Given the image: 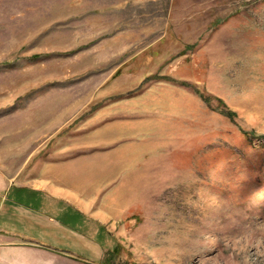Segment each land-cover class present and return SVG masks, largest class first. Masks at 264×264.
I'll list each match as a JSON object with an SVG mask.
<instances>
[{"label":"rangeland","instance_id":"obj_1","mask_svg":"<svg viewBox=\"0 0 264 264\" xmlns=\"http://www.w3.org/2000/svg\"><path fill=\"white\" fill-rule=\"evenodd\" d=\"M0 264H264V0H0Z\"/></svg>","mask_w":264,"mask_h":264},{"label":"crops","instance_id":"obj_2","mask_svg":"<svg viewBox=\"0 0 264 264\" xmlns=\"http://www.w3.org/2000/svg\"><path fill=\"white\" fill-rule=\"evenodd\" d=\"M37 189H39V190H45V191H46V189H44V188H42V187H39V188H37ZM74 200H77V197H76V198H73V197L71 198V201H72V202H74Z\"/></svg>","mask_w":264,"mask_h":264}]
</instances>
